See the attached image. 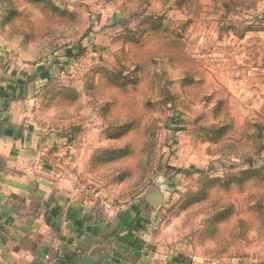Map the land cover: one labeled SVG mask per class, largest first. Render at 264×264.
<instances>
[{
	"label": "rangeland",
	"instance_id": "374dc122",
	"mask_svg": "<svg viewBox=\"0 0 264 264\" xmlns=\"http://www.w3.org/2000/svg\"><path fill=\"white\" fill-rule=\"evenodd\" d=\"M261 3L0 0V73L68 183L197 264H264Z\"/></svg>",
	"mask_w": 264,
	"mask_h": 264
},
{
	"label": "crops",
	"instance_id": "0c3cea01",
	"mask_svg": "<svg viewBox=\"0 0 264 264\" xmlns=\"http://www.w3.org/2000/svg\"><path fill=\"white\" fill-rule=\"evenodd\" d=\"M257 16L264 27V0ZM20 82L0 73V264H197L144 221L66 181L70 171L52 155L60 140L30 121Z\"/></svg>",
	"mask_w": 264,
	"mask_h": 264
}]
</instances>
